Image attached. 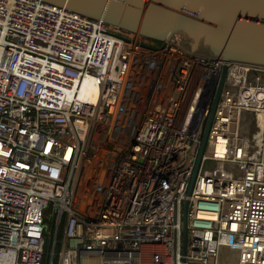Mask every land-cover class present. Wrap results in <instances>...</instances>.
Instances as JSON below:
<instances>
[{
  "label": "built area",
  "instance_id": "1",
  "mask_svg": "<svg viewBox=\"0 0 264 264\" xmlns=\"http://www.w3.org/2000/svg\"><path fill=\"white\" fill-rule=\"evenodd\" d=\"M168 40L0 0V264H264V66Z\"/></svg>",
  "mask_w": 264,
  "mask_h": 264
},
{
  "label": "water",
  "instance_id": "2",
  "mask_svg": "<svg viewBox=\"0 0 264 264\" xmlns=\"http://www.w3.org/2000/svg\"><path fill=\"white\" fill-rule=\"evenodd\" d=\"M124 30L155 44L172 41L193 54L264 66V0H44ZM190 46V47H187ZM227 75L223 68L189 193L202 162L213 116ZM187 203L183 240H187ZM58 230V229H57ZM57 235V234H56ZM184 245V246H185Z\"/></svg>",
  "mask_w": 264,
  "mask_h": 264
},
{
  "label": "trees",
  "instance_id": "3",
  "mask_svg": "<svg viewBox=\"0 0 264 264\" xmlns=\"http://www.w3.org/2000/svg\"><path fill=\"white\" fill-rule=\"evenodd\" d=\"M190 47V46H187ZM47 225V231H46V248H45V257L43 260V264H48V254H50L51 251V244H52V238L54 234V221H48L46 220ZM64 230H65V219L62 220L61 224L58 227L57 230V242H56V248H55V258H54V264H57L59 253L62 249V243L64 239Z\"/></svg>",
  "mask_w": 264,
  "mask_h": 264
},
{
  "label": "rangeland",
  "instance_id": "4",
  "mask_svg": "<svg viewBox=\"0 0 264 264\" xmlns=\"http://www.w3.org/2000/svg\"><path fill=\"white\" fill-rule=\"evenodd\" d=\"M146 109H144V113H146ZM142 118L144 115H140ZM92 182L95 183L94 179L92 178ZM90 191L94 192L95 188L92 183H89ZM46 220L53 221L51 218V212L47 211L45 215ZM240 252L229 247H221L220 255H219V264H237L239 259Z\"/></svg>",
  "mask_w": 264,
  "mask_h": 264
},
{
  "label": "flooded vegetation",
  "instance_id": "5",
  "mask_svg": "<svg viewBox=\"0 0 264 264\" xmlns=\"http://www.w3.org/2000/svg\"><path fill=\"white\" fill-rule=\"evenodd\" d=\"M221 93H222V91H221ZM221 93H220V96H221Z\"/></svg>",
  "mask_w": 264,
  "mask_h": 264
}]
</instances>
